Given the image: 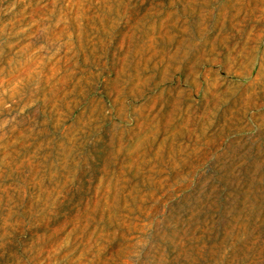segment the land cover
Segmentation results:
<instances>
[{"label": "rangeland", "instance_id": "obj_1", "mask_svg": "<svg viewBox=\"0 0 264 264\" xmlns=\"http://www.w3.org/2000/svg\"><path fill=\"white\" fill-rule=\"evenodd\" d=\"M0 264H264V0H0Z\"/></svg>", "mask_w": 264, "mask_h": 264}]
</instances>
